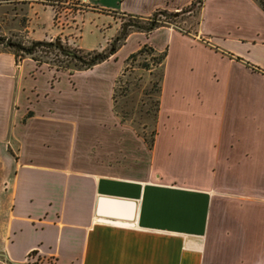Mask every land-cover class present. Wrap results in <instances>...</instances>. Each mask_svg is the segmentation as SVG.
<instances>
[{
	"label": "crops",
	"instance_id": "obj_1",
	"mask_svg": "<svg viewBox=\"0 0 264 264\" xmlns=\"http://www.w3.org/2000/svg\"><path fill=\"white\" fill-rule=\"evenodd\" d=\"M43 1L29 4L27 38L73 32L57 26L53 5ZM75 1L87 8L74 14L76 44L95 50L117 32L118 15L146 18L193 0H120L117 9ZM197 20L194 39L185 41L201 51L195 58L184 55V40L167 26L129 33L113 54L118 58L129 44L131 52L139 43L158 49L150 37L159 30L170 37L162 130L151 149V159L168 161L170 169L148 167L132 177L80 165L70 132L67 141L56 140L60 112L69 115L76 102L67 74L48 85V72H30L46 63L0 51V264H264V8L260 0H203ZM188 68L200 73L180 87L172 84L173 93L201 98L179 105L166 100L170 69L174 75ZM205 105L229 107L227 118L210 119ZM42 112L51 119L39 118ZM62 118L74 131L70 116ZM49 127L57 137L44 148L41 131ZM177 166L188 175L227 176L238 192L253 186L255 194L227 201L230 230L208 233L213 193L178 181Z\"/></svg>",
	"mask_w": 264,
	"mask_h": 264
},
{
	"label": "rangeland",
	"instance_id": "obj_2",
	"mask_svg": "<svg viewBox=\"0 0 264 264\" xmlns=\"http://www.w3.org/2000/svg\"><path fill=\"white\" fill-rule=\"evenodd\" d=\"M34 1L40 2L41 0H0V35L20 40L26 46L30 45L31 39L27 38L24 28L26 26L29 4ZM90 1L98 5L101 3L110 5L115 9L120 5V0ZM43 2L53 5L54 9L59 11V23L55 22L58 24L57 26L64 27V25H68V27L71 26L75 30L68 34L61 33V35L50 37L44 41L55 42L59 40L69 50H81L79 55L82 59H87L89 55L86 53L92 50L81 49L77 46L76 33L79 23L73 22L75 21V13L87 10L86 4L75 0H44ZM193 10L181 12V17L176 20H170L164 13L153 17L162 24L161 26H167L177 31L182 40H184L186 48L184 55H188L186 57L189 58L201 55V51L198 48L188 47V44L185 43L188 38L194 39V34L197 30V12ZM118 17L119 27L115 35L105 47L93 51L107 52L113 40L114 42L118 41L117 47H120L126 39L123 37L124 32L129 34L133 31H138L137 26L146 25L148 22V17L138 18L128 15H118ZM141 32L149 34L144 30ZM150 39L157 44L158 49L162 48L161 50L157 49L158 51L165 50L167 53L170 37L169 35L167 36L164 30L154 32L151 34ZM166 39L167 42L163 46L160 42L166 41ZM177 39L179 40L178 37ZM131 42L133 43L134 40ZM143 44L146 43H139V46L132 52L137 51ZM147 45L151 44L147 43ZM133 46L129 44L122 51L120 50L118 58L111 55L108 59L84 70L76 69L81 65V60L53 49L46 52V55H42L46 60H50L51 64L46 63L43 68L35 67L30 71L36 73L41 71L43 73L48 72L49 79L47 84L52 86L53 84L57 85L60 76L65 73L69 76L70 86L75 91L74 101L76 102L75 107L72 108L73 110L69 115L67 111L60 112L61 128L58 133L60 137L56 140L60 142L67 141L66 139L69 137L67 135L70 132L69 140L75 141L76 150L74 152L80 165L91 163L92 166L102 167L107 171L118 172L130 177L142 175L148 167L157 170L168 168V161L151 159V149H153L155 140L162 130L163 118L160 119V106H158L157 112L155 108L160 103L161 92H158V86L161 81V75L164 73V63L160 61L158 52H151L148 49H143L138 53L135 52L133 57L127 59L132 53L131 49ZM36 54H41V52L39 51ZM25 56H29V54ZM16 57L21 59V56ZM57 65L58 67H56ZM204 70L207 72L206 66H204ZM74 73L76 75L77 73H90L93 77L88 74L84 76L77 75L74 78L72 76ZM194 73V69L188 68V71L183 70L172 75L170 69V81L166 87V100L171 99L177 105L180 102L185 103L187 100H190L192 104L196 103V99L201 98L200 94L197 93L198 95H195L194 92L186 97H180L174 95L175 93L172 90V84L174 83L180 87L182 82L189 83L192 79L195 81V77L200 72L198 70L196 71L197 74ZM105 74H108V78H104ZM186 76L188 78L185 80ZM88 98L91 99V104H89ZM209 99L210 97H206L205 103L211 104L212 101ZM61 102L63 103V101ZM63 108L60 107L61 111ZM202 108L210 119L218 121L223 116L227 118V109L229 107L205 105ZM32 113L29 110L26 114L29 116ZM49 115L50 112H42L38 116L42 120H50L51 116ZM63 115L65 118L70 116L75 125L74 131L72 127L63 124ZM54 118H56L55 115ZM51 132L50 127L41 131L42 136H44L42 141L44 148L50 147L51 140L57 137L56 134L52 135ZM175 170L178 173V181L193 186L206 187L209 191H212L213 204L208 230L210 235L211 232H226L230 230L227 216V201L229 199H233L237 195L250 196L255 194L252 193L255 190L252 189L253 186L244 192H238L233 183H228L227 176H221L220 181H218L219 178L217 177L188 175L189 170L179 166ZM156 173L159 175L160 172L157 171ZM175 182H177L176 179Z\"/></svg>",
	"mask_w": 264,
	"mask_h": 264
},
{
	"label": "trees",
	"instance_id": "obj_3",
	"mask_svg": "<svg viewBox=\"0 0 264 264\" xmlns=\"http://www.w3.org/2000/svg\"><path fill=\"white\" fill-rule=\"evenodd\" d=\"M203 0H193L189 5L179 9L178 11H168L165 9H157L156 11H154L150 16H148V22L146 25L143 26H137L138 31H146L147 33L152 32L153 30H155L156 28L160 27L162 24L160 22H158L157 19H154L153 17L157 14H166L168 16V18L170 20H176L178 18L181 17V12H189L191 10L196 11V15L198 16V11L201 7ZM263 8H264V0H260ZM176 13V14H175ZM198 22V21H197ZM127 32L123 33V37L124 39L127 36ZM118 42V41H117ZM117 42H111L110 47L108 49V51H88L86 54L89 55V57L87 59H82V57L79 55V49H71L69 50L63 43H59V42H47L44 40H31L30 45L26 46L23 44L22 41L20 40H14L10 37H4L2 35H0V51H12L15 53V56H21V59H23L24 57H26V54H29V57H31L33 60H35L37 63L41 64V63H47V64H51L50 60H46L45 58L42 57V55H46V52H49L53 49H57L59 50L61 53H65L66 55H71L72 58H77L78 60H81L80 62V66L77 67L76 69L79 70H84V69H88L91 68L92 66L108 59L111 55H113L116 50L119 48L117 47ZM143 49H148L151 52H158V56L161 62L164 63L165 57H166V51H158L156 48H154L151 45H147V44H143L137 51L135 52H140ZM41 52V54H36L38 52ZM21 52V53H20ZM44 52V53H42ZM135 52H132L127 59H129L130 57H133ZM23 56V57H22ZM17 58V57H16ZM18 59V58H17ZM19 60V59H18ZM147 64V63H146ZM148 66V64H147ZM58 67V65L56 66ZM162 77L163 75H161V81L159 83L158 86V92H161V82H162ZM159 101V99H158ZM157 101V104H158ZM158 106H156L155 110L157 112Z\"/></svg>",
	"mask_w": 264,
	"mask_h": 264
},
{
	"label": "built area",
	"instance_id": "obj_4",
	"mask_svg": "<svg viewBox=\"0 0 264 264\" xmlns=\"http://www.w3.org/2000/svg\"><path fill=\"white\" fill-rule=\"evenodd\" d=\"M59 14H60L59 11L54 9V20L57 23H59V19H60ZM29 254H32V253H29Z\"/></svg>",
	"mask_w": 264,
	"mask_h": 264
},
{
	"label": "water",
	"instance_id": "obj_5",
	"mask_svg": "<svg viewBox=\"0 0 264 264\" xmlns=\"http://www.w3.org/2000/svg\"><path fill=\"white\" fill-rule=\"evenodd\" d=\"M176 14V13H175ZM56 42H59L60 43V41L59 40H57Z\"/></svg>",
	"mask_w": 264,
	"mask_h": 264
}]
</instances>
